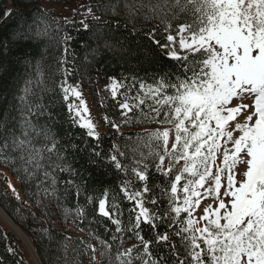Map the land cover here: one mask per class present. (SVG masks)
Wrapping results in <instances>:
<instances>
[{
	"label": "snow or ice",
	"instance_id": "6c2138e0",
	"mask_svg": "<svg viewBox=\"0 0 264 264\" xmlns=\"http://www.w3.org/2000/svg\"><path fill=\"white\" fill-rule=\"evenodd\" d=\"M121 2L82 5L85 18L62 17L63 24L37 8L39 15L0 38V69L8 60L5 52L10 55L21 42L39 46L46 40L60 50L55 88L45 84L41 61L26 65L30 78L14 96L18 118L0 119V166L30 189L27 195L49 220L53 213L44 198L55 202L65 222L71 219L81 232L88 231L96 244L80 239L72 251L87 253L89 264H264V0H123L126 19L134 22L139 11L146 22L160 21L163 39L155 28L143 35L174 69L161 68L151 83L137 81L134 96L130 88L119 92L120 82L110 78L108 92L120 122L105 117L104 123L118 132L122 126L160 125L135 134L140 147L131 164L121 162L125 153L115 145L103 150L98 126L86 118L80 84L69 83L74 37L64 30H95L97 41L112 50L120 45L110 34L119 35L121 24L114 17L121 14ZM98 51L99 45L93 57ZM57 90L68 122L82 130V147L62 143L49 126L57 101L44 103L43 93ZM69 149L73 155L86 151L93 165H107L119 179L122 198L110 197L107 188L99 197L88 195ZM64 173L68 179L61 181ZM7 183L20 200L16 186ZM69 195L74 207L64 203ZM93 224L102 226L103 234ZM2 238L0 264H23L7 235ZM70 240L65 237L61 246L65 253Z\"/></svg>",
	"mask_w": 264,
	"mask_h": 264
},
{
	"label": "trees",
	"instance_id": "16d2710c",
	"mask_svg": "<svg viewBox=\"0 0 264 264\" xmlns=\"http://www.w3.org/2000/svg\"><path fill=\"white\" fill-rule=\"evenodd\" d=\"M58 0H0V38H8L10 34L17 30V26L24 19H31L33 16L39 15L35 10L37 8L46 11L49 17L60 20L63 24L62 17H68L74 22L82 20L78 16H67L57 11L55 3ZM106 2V0H85V6L95 5L97 3ZM130 4L133 0H128ZM6 11L13 13L7 16ZM97 15L100 12L94 8ZM120 15L114 17L121 24L119 35L111 33L113 37L119 39L120 45L112 50H105L102 41H97L94 34L95 30L83 31L70 27H65V31L74 37L70 48L75 53L73 77L69 83H79L80 88L86 92L95 95L96 102L103 108L105 113L113 118L114 121L120 122L117 115L119 109L108 92L110 78L115 77L120 82L119 92L125 89H131L130 95L135 93L139 88L137 81L143 80L148 83L152 82V78L156 76L161 68L165 71H174L167 61L158 57L157 49L147 39L143 33L147 30L157 29L158 38L163 39V32L159 20L144 21L142 16L132 22L125 18L123 14V0L118 9ZM109 17H106V19ZM95 24V21H90ZM127 25L125 29L124 25ZM135 28V35H129V32ZM127 37V39H125ZM99 45V51L93 57L92 50ZM8 60L5 62L4 68L0 69V119L5 116L17 117L18 112L14 105L18 103L14 100V96L18 94V89L23 86V81L30 78L31 69L26 65L36 61L42 62L43 79L48 88H55L54 79L59 77L53 76V73L59 67L56 59L60 56V50L55 44H49L46 40L37 46L34 42H21L11 49V54L5 52ZM135 78V80L133 79ZM44 103L50 100L57 101L50 109L54 115V121L48 122L53 131L57 134V138L64 144L69 141L82 145V130L74 128L68 122V112L60 101L58 90L56 93L45 92ZM121 97L118 95L117 99ZM45 119L41 118V123H45ZM131 126V125H130ZM141 126V125H139ZM139 126H131L133 129H125L122 126L118 132L105 123V128L100 131L101 147L105 152H110L115 145L121 148V152L125 153V157H121V162L131 164L132 159L129 157L130 148L127 140L136 136V133L144 131L136 130ZM153 126H160L154 125ZM152 130V129H148ZM94 143V141H93ZM120 151V149H119ZM119 155V153H117ZM68 159L72 166L76 168L87 181V194L99 197L105 188L109 189L110 197L116 195L118 199L122 198L119 193V179L107 165H93L89 163L86 151L77 152L73 155L71 149L67 153ZM66 173L60 175V180H66ZM15 180L20 193V200H17L9 188L7 181ZM63 187V184H61ZM30 189H26L18 176L5 166H0V206L9 215V217L30 237L36 251L38 252L43 264H89L87 253H80L78 256L72 251L78 247V242L83 239L85 242L96 244V240L89 235L88 231H80L75 223L69 219L65 222L59 208L55 207L54 201L44 198L43 202L48 204L53 216L49 218L41 211H38L33 201L27 195ZM64 203L69 207H74L76 200L69 195ZM80 203H84V196L80 197ZM127 202L122 203V207H127ZM91 212V209H89ZM36 217V218H34ZM126 218V217H125ZM80 227L87 228L86 224ZM92 227L103 234V227L93 224ZM42 229H48V233H44ZM6 234L8 242L15 246L20 255L23 257V264H29L25 258L24 252L20 246L19 237L11 231H7L0 223V251H3L4 240L3 235ZM65 237H70L67 242L68 251H62V245L66 243ZM175 239V238H174ZM132 241L128 242L130 246ZM98 261L101 260L99 252L96 253Z\"/></svg>",
	"mask_w": 264,
	"mask_h": 264
},
{
	"label": "rangeland",
	"instance_id": "374dc122",
	"mask_svg": "<svg viewBox=\"0 0 264 264\" xmlns=\"http://www.w3.org/2000/svg\"><path fill=\"white\" fill-rule=\"evenodd\" d=\"M82 5L85 6V0H58L57 3H55V6L59 13H62L67 16H71L75 14L79 18L84 19L85 15H84V8L81 7ZM77 9H79V12L76 11ZM82 92H83V99L86 102L87 107L89 108V112L86 113L85 116L86 118L90 117L94 121V123L98 126L99 132H100L102 129L105 128L104 118L108 117L111 120H113V118L107 115L105 111L103 110V108L96 102L95 100L96 98L93 93L86 92L84 90H82ZM135 94H136V91L135 93L131 95L134 96ZM148 102L149 101H146V104ZM140 125L141 126L136 128L137 131L138 130L144 131L145 129L153 130L155 127H159V126H153V124H147V123H143ZM130 128L131 126L124 127V130L130 129ZM131 129L134 130V128H131ZM127 142L130 148L129 157L131 159L133 158V156H136L138 158V152L136 150L140 147V145L137 142V137L136 136L131 137L130 139L127 140ZM118 148L120 149V152H121V148L120 147ZM237 178L239 179V177ZM11 182L17 188L16 181L12 180ZM0 209H3V208L0 206ZM3 212L9 217V215L4 210ZM0 223L7 231L14 232L19 237L20 246L29 264H43L30 237L20 227H18L16 223L13 224L12 222H10V220H8V218L2 213L1 210H0ZM16 226L22 231V233L24 234V237L27 238V241L24 239L22 235H20L19 231L16 229Z\"/></svg>",
	"mask_w": 264,
	"mask_h": 264
},
{
	"label": "bare ground",
	"instance_id": "6f19581e",
	"mask_svg": "<svg viewBox=\"0 0 264 264\" xmlns=\"http://www.w3.org/2000/svg\"><path fill=\"white\" fill-rule=\"evenodd\" d=\"M1 211H2V213L8 218V220H10V222H12L13 224L15 223V222H13L4 212H3V209H0ZM19 227V226H18ZM17 226H16V229L19 231V233H20V235H22L23 237H24V234L22 233V231L18 228ZM16 230V231H17ZM17 231V232H18ZM24 239L27 241V238L26 237H24Z\"/></svg>",
	"mask_w": 264,
	"mask_h": 264
}]
</instances>
